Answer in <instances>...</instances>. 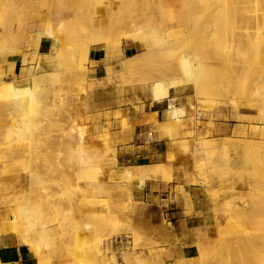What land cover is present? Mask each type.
<instances>
[{
    "label": "rangeland",
    "instance_id": "obj_1",
    "mask_svg": "<svg viewBox=\"0 0 264 264\" xmlns=\"http://www.w3.org/2000/svg\"><path fill=\"white\" fill-rule=\"evenodd\" d=\"M177 1L0 0V224H16L0 240L28 244L37 264H264V19L246 6L239 41L227 36L230 55L211 85L222 93L203 97L188 82L153 99L155 80L183 76L197 21L177 19L186 5ZM243 41L263 47L241 58ZM170 98L188 110L146 127L148 138L166 133L165 162L117 159L101 112ZM142 171L172 182L185 211L203 200L207 215L192 235L167 239L159 228L171 218L141 199L114 213V191L135 187Z\"/></svg>",
    "mask_w": 264,
    "mask_h": 264
},
{
    "label": "crops",
    "instance_id": "obj_2",
    "mask_svg": "<svg viewBox=\"0 0 264 264\" xmlns=\"http://www.w3.org/2000/svg\"><path fill=\"white\" fill-rule=\"evenodd\" d=\"M45 43L47 42H43L40 47H44ZM170 99L157 101L155 104L150 102V107L143 110H136L130 106H117L112 103L113 105L109 109L107 108L108 111L101 112V122H110V141L116 148L117 159L122 161H129L135 158L154 159L157 161L154 164H163L165 162V155L169 150L166 133L162 130H157L152 134L155 137L148 138L146 127L151 126L152 122L148 121L153 117H155L158 124L164 122L163 113L167 116V105H169ZM100 102L106 103V100ZM180 105L184 110H188V105L184 101ZM123 119H126L125 124H123ZM177 132H183V129ZM112 179L113 181H118L115 176ZM172 187V182L162 181L158 178H148L143 180L141 185L138 182L130 190L116 188L113 193L115 199L114 213L118 216L128 214L123 205L130 199H141L148 202L149 208L154 211V213L152 212L153 216L159 217V213H162L171 218L173 225H171L170 229L168 226L167 230V225H163L168 233L167 239L174 240L182 236H190L200 226L201 218L207 215L208 208L202 203L203 200L200 202L198 198H194L192 208L185 211L182 200H172L174 199L171 191ZM154 205L158 206L153 207ZM17 238L20 240L18 236ZM0 264L37 263L36 257L28 244L23 242L16 243L14 239L5 237L0 240Z\"/></svg>",
    "mask_w": 264,
    "mask_h": 264
},
{
    "label": "bare ground",
    "instance_id": "obj_3",
    "mask_svg": "<svg viewBox=\"0 0 264 264\" xmlns=\"http://www.w3.org/2000/svg\"><path fill=\"white\" fill-rule=\"evenodd\" d=\"M178 1L181 2V0H178ZM184 1H186L185 8H182V10H180V12L178 11L179 13L176 11L178 13L177 19H179L182 23H184V21L189 22L191 20L193 23L196 20L197 21L194 23L193 29L189 30L188 35L186 34L187 37L189 38V40H187V45H188L189 49H188V53L186 52L187 53L186 58H183L180 61V67L182 69L183 76L182 77L180 76L179 78H171V79H168L167 81L163 80V79L155 80L148 88L149 93L153 99L154 98L155 99H158V98L162 99L168 95L170 88L178 87V86H180L184 83H188V82H190L192 84V87L194 88L195 93L197 95H202L203 97L204 96L209 97L211 95L213 96V94L222 93L220 89L219 90L214 89V87L212 88V86H214L213 83H216V81L220 77V74L222 75V73H223V72L220 73L218 71V69H219L218 67L220 66V63L223 61V59L226 60L228 58L227 56L230 55V52H229L230 50L229 51L225 50L227 45H228V44H226L227 43L226 41H228L230 38L235 39V37L238 36L237 34L235 35L234 31L238 30L237 28H239V29L241 28L240 25L237 26L236 23H238L237 19L239 21V18H242V10L245 9L246 6H250L251 8H253L254 12H253V15L251 16L252 17L251 19L258 20L257 21L258 24H259V19H261V20L264 19V0H184ZM3 3H4V0H3ZM249 3H251L252 6ZM247 4H249V5H247ZM2 5H4V4H2ZM149 5H150V3H149ZM251 8L248 7V9H251ZM256 11L259 13H257ZM246 13L247 12H245L244 15H246ZM244 17H246V16H244ZM161 21H163V20H161ZM186 22H185V24H186ZM178 24H180V22H178ZM240 24L244 25L242 23H240ZM175 25H177V22ZM187 25H188V23H187ZM250 25L251 24H249L248 27H251ZM235 26L237 28H235ZM263 26H264V24H263ZM245 27H243V28H245ZM257 27H258V25H257ZM260 27L262 28V25ZM183 28H184V26H183ZM254 28L255 27H253V29ZM259 31H260V33H262L261 30H259ZM186 32H187V30H186ZM256 32H257V34L259 33L258 31H256ZM256 32L254 34H256ZM240 33H242V32H240ZM246 34H248V31H247V33L244 32V35H246ZM254 34L252 33V35H254ZM240 35H243V34H240ZM227 36H231V37L228 39ZM246 36H243L242 38H246ZM182 39H184V38H182ZM237 39L239 41V38H237ZM245 40H251V38H248V39L246 38ZM236 43L238 44V42H236ZM243 43H245V45H246L245 41L241 42L242 45H243ZM232 44L230 47H232L231 49L233 50L234 46H232ZM250 44H251V46H249L247 44L249 46V48L251 47L250 49H247L248 50L247 52H246V46L247 45L246 46L243 45L245 48V51L243 48H241L242 45L241 46L236 45L237 47H235V49H234V54L238 57H241V58L244 57L245 58L249 53L253 52V49L255 51H257V48H261L263 43L261 44V41H259L258 43L256 42V45H255L251 41ZM233 45H235V44H233ZM255 53H252V54L255 56L256 55ZM262 54L263 53H261V55ZM231 57H230V59H231ZM256 58L257 57H255L254 59H256ZM258 58H259V56H258ZM249 61H251V60H249ZM226 62H227V60H226ZM162 65H164V64H162ZM219 80H221V79H219ZM219 88H221V87L219 86ZM172 100L173 99L171 98L169 105H167L168 107L166 106L167 107V116L171 117V121H172V118L175 120H178L180 115L184 111L183 107L180 104L173 103ZM168 119H170V118H168ZM11 163H13V162H11ZM137 175H138V182L140 185L143 182V180L155 177V174L150 172V171H142V172L138 173ZM14 176L16 177V176H18V174H16V175L14 174ZM33 176H34V174H33ZM24 178H25V176H24ZM26 178H31V176L28 174L26 176ZM12 196H13V194H12ZM3 199H5V198H3ZM5 201H7V198ZM4 204H5V206H8V203L4 202ZM6 211L7 210H5V212ZM4 214H6V213H4ZM14 224H15V221L11 220L9 216L8 217L3 216L2 222L0 224V234H6L8 232H13L14 230H16V224L15 225ZM167 227L168 226H166V228ZM159 229L165 230L163 225L162 226L160 225ZM169 229H170V227H169ZM167 230H168V228H167ZM165 232H167V231H164V233ZM261 232H263L262 229H261ZM245 241H243V242H245ZM247 244H249V243H247ZM247 244H245V245L249 246ZM255 248H256V246H255ZM242 259H241V261H242ZM259 260L260 259L258 258V261ZM241 261H239L240 263L239 262H236V263L241 264ZM236 263H234V264H236ZM260 263H261V260H260ZM252 264H253V262H252Z\"/></svg>",
    "mask_w": 264,
    "mask_h": 264
},
{
    "label": "built area",
    "instance_id": "obj_4",
    "mask_svg": "<svg viewBox=\"0 0 264 264\" xmlns=\"http://www.w3.org/2000/svg\"><path fill=\"white\" fill-rule=\"evenodd\" d=\"M150 132H148V135H149Z\"/></svg>",
    "mask_w": 264,
    "mask_h": 264
},
{
    "label": "trees",
    "instance_id": "obj_5",
    "mask_svg": "<svg viewBox=\"0 0 264 264\" xmlns=\"http://www.w3.org/2000/svg\"><path fill=\"white\" fill-rule=\"evenodd\" d=\"M142 163V162H141Z\"/></svg>",
    "mask_w": 264,
    "mask_h": 264
}]
</instances>
